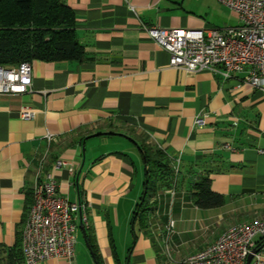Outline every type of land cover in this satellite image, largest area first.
<instances>
[{
    "label": "crops",
    "instance_id": "0c3cea01",
    "mask_svg": "<svg viewBox=\"0 0 264 264\" xmlns=\"http://www.w3.org/2000/svg\"><path fill=\"white\" fill-rule=\"evenodd\" d=\"M63 1L82 57L33 60L32 91L0 93V264L21 247L43 157L59 195L86 202L88 225L83 233L75 219L72 260L34 264H95L86 233L102 264H181L226 228L264 220V91L244 72L172 67L142 26H237L234 11L217 0ZM24 106L31 119L21 117ZM143 149L167 156L169 186L156 181L147 191ZM203 180L221 204H195Z\"/></svg>",
    "mask_w": 264,
    "mask_h": 264
},
{
    "label": "built area",
    "instance_id": "2783aa9c",
    "mask_svg": "<svg viewBox=\"0 0 264 264\" xmlns=\"http://www.w3.org/2000/svg\"><path fill=\"white\" fill-rule=\"evenodd\" d=\"M236 12L239 25L224 28H165L142 25L148 36L170 55V65L187 72L207 69L224 78L244 72V80L264 91V0H217ZM31 62L0 66V93L32 91ZM21 117L34 116L28 106L21 108ZM195 122L204 124V118ZM51 139V135H47ZM41 158L31 189V205L21 233V253L24 264H34L50 258L75 256L77 224L88 225L87 204L70 201L59 195L58 183L52 174H42ZM56 160L53 168H60ZM170 220L167 229L172 230ZM256 238H259L256 240ZM264 220L255 219L226 228L207 247L185 257L181 264H245L252 252L253 264H264Z\"/></svg>",
    "mask_w": 264,
    "mask_h": 264
},
{
    "label": "trees",
    "instance_id": "16d2710c",
    "mask_svg": "<svg viewBox=\"0 0 264 264\" xmlns=\"http://www.w3.org/2000/svg\"><path fill=\"white\" fill-rule=\"evenodd\" d=\"M74 26L73 11L63 0H0V66L11 67L33 60H79L82 47ZM143 154L147 191L152 190L156 181L162 180L164 186H169L173 173L163 151L158 149L150 154L143 149ZM193 198L195 204L203 208L217 206L222 202L221 195L211 191L206 180L196 184ZM31 201L30 196L27 212ZM141 201H145V196L141 197ZM86 239L94 263L102 264L97 247L87 233ZM15 252L5 264L24 263L21 247Z\"/></svg>",
    "mask_w": 264,
    "mask_h": 264
},
{
    "label": "water",
    "instance_id": "95a60500",
    "mask_svg": "<svg viewBox=\"0 0 264 264\" xmlns=\"http://www.w3.org/2000/svg\"><path fill=\"white\" fill-rule=\"evenodd\" d=\"M80 228H81V230H82L83 233H84V231H85V230H84V227L81 225ZM256 250H257V249H254L252 252L254 253V252H256ZM90 251H91V250H90ZM252 252L248 254V256H247V258H246V262H245V264H250V263H251V260H252V257H253V256H252Z\"/></svg>",
    "mask_w": 264,
    "mask_h": 264
},
{
    "label": "rangeland",
    "instance_id": "374dc122",
    "mask_svg": "<svg viewBox=\"0 0 264 264\" xmlns=\"http://www.w3.org/2000/svg\"><path fill=\"white\" fill-rule=\"evenodd\" d=\"M228 9H229V8H228ZM233 13H234L235 17L238 18V15L236 14V12H233ZM79 239H80V242H82V243L85 245V248L87 249V246H86V244H85L84 239L81 238V237H80ZM87 253H88V254H87V255H88V256H87L88 259H90V258L92 259V257H91V253H90V251H89L88 249H87Z\"/></svg>",
    "mask_w": 264,
    "mask_h": 264
}]
</instances>
